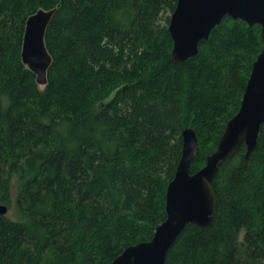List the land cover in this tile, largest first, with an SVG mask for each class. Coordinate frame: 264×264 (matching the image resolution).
I'll use <instances>...</instances> for the list:
<instances>
[{"label": "trees", "instance_id": "16d2710c", "mask_svg": "<svg viewBox=\"0 0 264 264\" xmlns=\"http://www.w3.org/2000/svg\"><path fill=\"white\" fill-rule=\"evenodd\" d=\"M177 0H0V264H111L149 241L193 128L194 174L238 112L260 27L225 17L199 54L171 60ZM55 13L39 87L21 60L25 22ZM216 216L188 225L165 264H264V123L219 170Z\"/></svg>", "mask_w": 264, "mask_h": 264}, {"label": "water", "instance_id": "95a60500", "mask_svg": "<svg viewBox=\"0 0 264 264\" xmlns=\"http://www.w3.org/2000/svg\"><path fill=\"white\" fill-rule=\"evenodd\" d=\"M55 9L38 10L25 22L21 45L23 65L33 73L39 87L47 83L52 62L44 45V35ZM225 17L242 21L248 27H260L263 48L252 63L240 108L225 125L216 149L204 166L191 174L199 154L198 138L193 128L181 133L182 149L172 180L165 192V220L149 241L127 247L111 264H165L168 251L188 225L210 226L216 216V198L212 183L220 168L231 160L241 146L248 160L257 147L264 123V0H177L170 16L168 33L173 42L171 60L183 64L197 57L199 45ZM8 208L0 205V215Z\"/></svg>", "mask_w": 264, "mask_h": 264}, {"label": "rangeland", "instance_id": "374dc122", "mask_svg": "<svg viewBox=\"0 0 264 264\" xmlns=\"http://www.w3.org/2000/svg\"><path fill=\"white\" fill-rule=\"evenodd\" d=\"M7 215H8V216H11V217H14L13 215H15V214L13 213V211H11V210H8V213H7Z\"/></svg>", "mask_w": 264, "mask_h": 264}]
</instances>
